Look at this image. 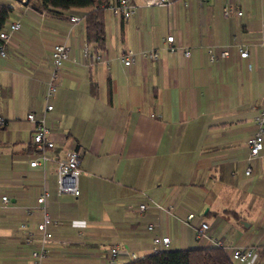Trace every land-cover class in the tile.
<instances>
[{
  "label": "crops",
  "instance_id": "crops-1",
  "mask_svg": "<svg viewBox=\"0 0 264 264\" xmlns=\"http://www.w3.org/2000/svg\"><path fill=\"white\" fill-rule=\"evenodd\" d=\"M133 1L127 19L104 9L106 60L90 53L83 19L79 37L67 35V14L84 9L28 8L11 33L0 55V264L32 263L26 252L37 244L24 238L42 218L43 190L54 239L48 264H107L114 246L125 264L126 251L150 254L154 236L167 235L169 250L210 246L195 239L202 222L210 240L254 247L250 260L235 264H264V142L247 159L264 108V0ZM169 34L180 43L174 51ZM66 38L68 57L45 110L51 47ZM125 48L130 65L120 58ZM29 112L44 117L54 143L43 168L29 166L37 152ZM73 147L84 150L76 199L59 188L55 170ZM151 202L162 208L137 210Z\"/></svg>",
  "mask_w": 264,
  "mask_h": 264
},
{
  "label": "built area",
  "instance_id": "built-area-1",
  "mask_svg": "<svg viewBox=\"0 0 264 264\" xmlns=\"http://www.w3.org/2000/svg\"><path fill=\"white\" fill-rule=\"evenodd\" d=\"M26 0H17L15 3H11L9 6L11 8L10 16H13L12 19L8 21V24L5 28L0 31V55L4 56L6 54V46L10 42L11 33L14 30H18L21 28L20 18L29 8L25 4ZM146 4H167L170 3L169 0H144ZM204 0H199L202 3ZM105 8H109L114 14L121 16L124 19L132 17L136 12V5L133 0H112L105 5ZM230 10V5L228 1L223 6V14L228 15ZM237 14H241V9L236 10ZM67 17L70 21L69 29L67 35L69 37L77 38L80 35V23L82 22L83 16L68 13ZM261 26L264 30V17L261 19ZM165 40L168 44V50L174 51L177 47H179L180 43L174 42V35L169 34L166 35ZM240 56L244 57L248 54L246 48L243 45H240ZM83 49L87 52V44H84ZM184 54H189V48L183 47ZM70 50V44L66 38L64 42H58L52 45L51 54H50V67L48 70V80L46 84L45 90V110L52 109L53 105L50 102V99L53 97L56 92L60 79V67L63 61L68 57V53ZM210 50V49H209ZM148 57L156 58L158 53L156 50H150L145 53ZM227 50L224 49L221 52V55H226ZM145 55V56H146ZM133 51L130 48L123 49L120 58L125 65H130L133 61ZM98 60L104 59L105 54L104 50H100L96 56ZM210 59L214 58V54L210 53ZM27 119L30 120L33 124V136L32 141L36 146V156L29 161L30 167L43 168L45 166V162L48 159V156L45 154V149L47 147H51L54 145L53 141L48 137V128L44 123V117H41L39 120L35 118L33 112H29L27 114ZM257 128L253 135L248 139L249 151L247 159L250 160L253 157L259 155L261 149L263 148L264 142V108L259 109L258 114L255 117ZM4 120L0 119V124H3ZM84 153L83 148L81 147H73L70 149L64 158L58 159L55 170L58 177V184L61 190H67L71 193L74 199L79 195L78 189V176L80 173V164L81 158ZM250 167H247L245 170V174H249ZM47 197V192L43 190L41 194L36 199L37 208L42 214V218L40 222L36 225L34 230H27L24 238V242L26 245H30L33 243L37 244L36 248L29 249L26 252V257L30 259L31 264H48V245L54 241L52 233L49 229V226L52 223V219L46 213L44 209V202ZM2 201L6 202L7 197L3 196ZM153 205L155 208H162L160 204L155 202L142 203L138 205L137 210L139 212L145 211L147 208ZM167 209V211H169ZM194 217L193 213L187 214L184 221L188 222L192 220ZM23 227H26V224H22ZM207 224L201 223L195 229V239L203 244L209 242L211 245L221 247L227 251V253L231 256L232 260L235 263H245L250 260L255 253L254 247H244V246H228L224 242L218 239H211L207 234ZM148 229H152V225L148 226ZM170 239L169 237L163 236H154L152 238V247L151 252H156L160 250L167 249L169 246ZM120 253V248L118 246H114L110 248L107 252V264H118L117 256ZM125 254L129 257L130 260L136 259L139 257L133 251H126Z\"/></svg>",
  "mask_w": 264,
  "mask_h": 264
},
{
  "label": "trees",
  "instance_id": "trees-1",
  "mask_svg": "<svg viewBox=\"0 0 264 264\" xmlns=\"http://www.w3.org/2000/svg\"><path fill=\"white\" fill-rule=\"evenodd\" d=\"M111 0H26L25 4L40 12H57L84 9L86 40L91 45L90 53L96 55L105 48V5ZM11 8L0 2V31L6 27ZM125 264H235L227 251L210 245L187 249H164L132 259Z\"/></svg>",
  "mask_w": 264,
  "mask_h": 264
},
{
  "label": "rangeland",
  "instance_id": "rangeland-1",
  "mask_svg": "<svg viewBox=\"0 0 264 264\" xmlns=\"http://www.w3.org/2000/svg\"><path fill=\"white\" fill-rule=\"evenodd\" d=\"M208 245V244H207Z\"/></svg>",
  "mask_w": 264,
  "mask_h": 264
}]
</instances>
